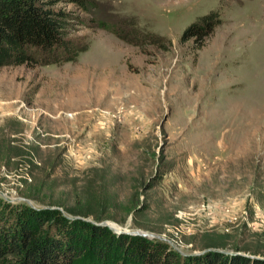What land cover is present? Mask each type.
I'll use <instances>...</instances> for the list:
<instances>
[{
  "label": "rangeland",
  "instance_id": "374dc122",
  "mask_svg": "<svg viewBox=\"0 0 264 264\" xmlns=\"http://www.w3.org/2000/svg\"><path fill=\"white\" fill-rule=\"evenodd\" d=\"M98 2L96 18L163 44L78 22L75 60L1 65L0 200L141 229L181 255L264 258V0ZM210 10L221 22L182 39Z\"/></svg>",
  "mask_w": 264,
  "mask_h": 264
},
{
  "label": "trees",
  "instance_id": "16d2710c",
  "mask_svg": "<svg viewBox=\"0 0 264 264\" xmlns=\"http://www.w3.org/2000/svg\"><path fill=\"white\" fill-rule=\"evenodd\" d=\"M66 3L89 16H79ZM98 6V0H0V66L75 60L88 46L70 35L78 22L110 29L134 44H163V35L139 28L134 20L118 25L96 18L92 13ZM220 22L219 11L210 10L191 22L181 38L206 36ZM0 204V264H74L85 249L101 262L116 254L122 264L127 259L133 264H264V258L220 250L181 255L158 239L125 232L110 235L106 225L81 222L77 227L56 208L5 199Z\"/></svg>",
  "mask_w": 264,
  "mask_h": 264
},
{
  "label": "water",
  "instance_id": "95a60500",
  "mask_svg": "<svg viewBox=\"0 0 264 264\" xmlns=\"http://www.w3.org/2000/svg\"><path fill=\"white\" fill-rule=\"evenodd\" d=\"M94 223H97V224H100V225H106L108 227H110L111 229H113L115 232H125V233H130V234H138V235H142V236H145V237H152L154 236L155 234L153 233H149V232H146L144 230H141V229H135V230H128V229H124V228H121L119 226H116L114 223H112L111 221H108V220H102V221H94ZM207 249H204L203 251H206Z\"/></svg>",
  "mask_w": 264,
  "mask_h": 264
}]
</instances>
